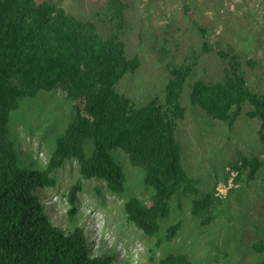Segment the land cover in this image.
<instances>
[{"label": "rangeland", "instance_id": "rangeland-1", "mask_svg": "<svg viewBox=\"0 0 264 264\" xmlns=\"http://www.w3.org/2000/svg\"><path fill=\"white\" fill-rule=\"evenodd\" d=\"M65 9L92 23L102 38L116 22L108 15L107 0H37ZM117 35L128 59L138 58L134 73L116 87L136 107L163 100L168 70L190 67L180 104L176 141L185 175L195 188L169 201L160 230L147 237L127 221L124 202L137 196L149 204L151 192L142 182L144 170L129 155L113 152L124 173V191L114 195L100 180H81L75 208L78 225L96 254L115 256L114 264H158L167 255L185 256L191 264H259L264 256V127L245 104L233 126L219 122L190 103L189 85L213 84L225 77L231 56L244 74L246 86L264 97V0H125ZM60 91L22 99L10 116L8 130L23 164L44 168L55 138L74 115V106ZM263 164L248 180L244 159ZM53 188L41 189L45 212L55 225L66 226L70 188L80 179L75 161L58 169ZM237 178H239L237 180ZM206 209L192 214L193 201L205 198ZM175 235L165 242L170 227ZM162 241L160 247L157 243ZM260 248L257 250V248Z\"/></svg>", "mask_w": 264, "mask_h": 264}, {"label": "trees", "instance_id": "trees-1", "mask_svg": "<svg viewBox=\"0 0 264 264\" xmlns=\"http://www.w3.org/2000/svg\"><path fill=\"white\" fill-rule=\"evenodd\" d=\"M124 1L107 0L108 15L117 25L102 38L92 23L47 2L0 0V264H114L113 254L91 252L75 206L81 180L104 181L114 195L123 193L124 173L113 157L117 150L144 170L149 204L133 196L123 207L127 221L147 237L158 234L171 198L195 188L182 169L175 137L191 68L169 69L163 100L154 98L142 107L116 90L121 79L139 66L138 58L126 57L117 35ZM231 59L222 81L189 85L190 103L229 127L248 104L264 127V97L247 88L240 64L235 56ZM56 91L78 103L74 115L56 136L45 167L24 165L10 139V116L22 99ZM68 161L76 162L80 179L68 192L71 209L63 228L45 212L37 191L55 187L54 174ZM244 165L250 167L252 180L263 164L253 158L244 159ZM207 198L193 201V215L205 211ZM175 231L176 226L169 228L165 242ZM158 264L191 263L185 256L167 255ZM259 264H264V256Z\"/></svg>", "mask_w": 264, "mask_h": 264}, {"label": "clouds", "instance_id": "clouds-1", "mask_svg": "<svg viewBox=\"0 0 264 264\" xmlns=\"http://www.w3.org/2000/svg\"><path fill=\"white\" fill-rule=\"evenodd\" d=\"M88 241H89V243H90V246H91V252L94 254V255H96V253H97V248H93V244L90 242V240H89V237H88ZM98 255V254H97ZM114 261H115V259H114Z\"/></svg>", "mask_w": 264, "mask_h": 264}]
</instances>
